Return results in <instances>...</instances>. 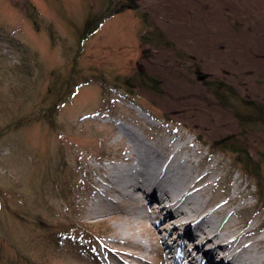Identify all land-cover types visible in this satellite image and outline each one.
Wrapping results in <instances>:
<instances>
[{
    "label": "rangeland",
    "instance_id": "rangeland-1",
    "mask_svg": "<svg viewBox=\"0 0 264 264\" xmlns=\"http://www.w3.org/2000/svg\"><path fill=\"white\" fill-rule=\"evenodd\" d=\"M112 2L117 11L82 38L87 18ZM139 73L143 86L125 83ZM247 101L264 107V0H0V264H117L128 250L148 253L133 264H162L164 244L148 238V217H128V195L90 215L98 198L118 199L107 165L135 156L115 140L122 122L150 140H190L203 126L197 157L218 174L205 199L225 200L241 181L254 208L238 197L237 218L264 214V162L260 179L208 138L234 134L264 157V128L234 116ZM124 221L142 249L115 240Z\"/></svg>",
    "mask_w": 264,
    "mask_h": 264
},
{
    "label": "bare ground",
    "instance_id": "bare-ground-1",
    "mask_svg": "<svg viewBox=\"0 0 264 264\" xmlns=\"http://www.w3.org/2000/svg\"><path fill=\"white\" fill-rule=\"evenodd\" d=\"M135 106L144 117L147 115ZM115 130V140L135 156L124 164L116 161L107 165L105 179L118 199L98 198L89 209L92 217L106 216L110 204H119V197L128 195V217L141 223L145 217L150 219L152 223L144 231L152 243L160 246L159 242H163L165 250L158 256L165 264H264V214L255 208L253 218L238 219L241 208L233 207L237 198L243 197V206L254 208L252 192L242 187L241 181L235 185L237 192L225 200L205 199L206 186L218 180L217 165L197 157L193 141L170 132H159L150 140V132L137 123H117ZM135 181L141 184L136 189ZM145 206L150 207L148 214L144 213ZM201 218L205 224L192 234L191 226ZM128 225L126 221L119 225L115 240L134 243L142 249L140 240L128 232ZM145 254L128 250L127 260L117 264H133L134 259H146L148 253Z\"/></svg>",
    "mask_w": 264,
    "mask_h": 264
},
{
    "label": "trees",
    "instance_id": "trees-1",
    "mask_svg": "<svg viewBox=\"0 0 264 264\" xmlns=\"http://www.w3.org/2000/svg\"><path fill=\"white\" fill-rule=\"evenodd\" d=\"M114 3L115 2L109 3L108 6H106L104 9H102L100 12H98L94 15H91L87 18V20L85 21V25L83 27V30H82V34H81L83 36L82 38L86 37V35H88L90 32L96 30L99 27V25L103 22V20L106 19V17H109L110 15H112L114 12L117 11V10H115L116 8H114V7H116V6H114ZM118 3L120 4V2L117 1L115 3V5H117ZM111 4H113V5H111ZM181 67L184 69H188L186 67L185 63L183 65H181ZM143 75L144 74H141V73H139V75H137V76L134 75V79H133L134 81H130V80L125 79L126 80L125 83H127L128 85L132 83L131 85H133V86H137L138 84H139V86L140 85L143 86V79L146 78L145 76L143 77ZM68 83H69V80H68ZM128 85L125 88L126 91L133 96H138V94H133L132 89L129 88ZM215 87L217 88V86H215ZM217 96H219V93H217ZM233 96L235 98L240 97L238 95L235 96L234 94H233ZM219 99H220V97H219ZM240 100H242V99H240ZM234 109H235V111H234L235 118H239L241 125L244 126L245 128H247L249 130H251V128H252V130L259 128L260 126H261V128H264V124H263L264 120H262L263 119L262 116L264 114V107H261L260 104H257V103L252 102V101H247V102L241 104L239 109H237L235 107H234ZM169 119L175 120V121L181 120V119H175V118H169ZM183 121L187 122L185 119H183ZM202 127L203 126H201V128H196L198 139L203 138ZM242 132H244V130ZM209 135H210V137H208L209 141L211 139V142H212V140L217 138L215 140L216 145L220 144V147H222L224 150H230V151L236 153L237 160H239L244 165L247 172H249L251 175H254V176L257 175L261 179V173L259 171L258 164L261 161L264 162L263 156L260 158H256L253 155H251L247 150H245L246 147L243 148V146H240V144H242V143H240L238 145V143L242 142V141L240 140V137H237V138L233 137V136H235L234 134H228L227 133V135H225V133L221 132L218 134L216 133L215 135H211L209 133ZM212 144H214V143H212ZM244 144L246 145V143H244ZM212 146H215V145H212ZM253 147H254V145H253Z\"/></svg>",
    "mask_w": 264,
    "mask_h": 264
}]
</instances>
